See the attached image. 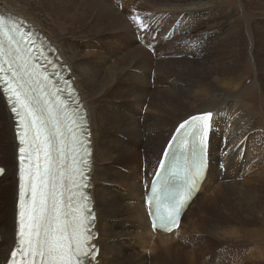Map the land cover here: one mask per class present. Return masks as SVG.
I'll list each match as a JSON object with an SVG mask.
<instances>
[{
	"label": "bare ground",
	"instance_id": "obj_1",
	"mask_svg": "<svg viewBox=\"0 0 264 264\" xmlns=\"http://www.w3.org/2000/svg\"><path fill=\"white\" fill-rule=\"evenodd\" d=\"M136 1L140 3L139 10L142 13L144 10L149 12V17L152 13H162L163 26L154 18L143 20V24L151 27V30L144 28L142 21L136 19L133 14L134 10L131 7V9L126 8L129 3H132V6L135 5ZM222 1L118 0V5L114 6L121 13L112 5V0H0V13H13L35 25L52 41L65 63L68 64L69 68L70 66L72 68H70L71 74L75 77V86L83 100L90 129L92 147L90 193L97 219L95 228L99 232L97 237V243L100 245L97 257L99 264H169V258H174L173 255L178 259L187 260L189 264H196L198 261L197 248L196 251H193L196 253L194 254L191 251L192 248L190 250L183 249L181 243L184 242H177V244L173 242L176 240L174 238L183 231L185 219L191 215L192 208L202 198L210 180H213L212 172L215 171L217 175L215 179H218V176H225L219 171L226 168V162L228 163V161L222 162L221 167H219V161H224L223 159L226 158L221 148L223 144L233 146L232 151H230L231 160L229 162L235 164L236 169L238 149L235 146L239 144L238 140L241 143L244 142L243 136L247 134L248 129L255 128L259 120L252 118L250 113H246L242 109L239 110V106H235V103L226 99V94L222 95L220 92L213 90V86H209L204 90V86L201 88L202 85L198 86V89L196 88L197 76L198 78L204 77V73L214 80L218 78L222 71L227 76L233 77V73L240 67V58L243 59L244 54L239 55L238 53L241 37L239 23L229 18L231 11L225 9L223 11L219 7ZM251 1L241 0V3L249 6L252 10ZM260 1L264 5V0ZM262 8L264 9V6ZM125 15L130 18L131 24L128 23L129 21L127 22L128 19L126 20ZM258 19L257 25L251 26V29L258 30L259 37L254 39L252 36L248 44L252 42L253 51L261 53L263 61L258 62L261 57H253V61L259 68L263 66L262 73L264 74V39H261L264 37V20H262L264 16H260ZM138 25L142 27L138 28ZM81 27H90L88 29L92 31L102 27L98 29L99 32L95 30L101 43L102 40H106L103 36L104 33L116 32L115 34L112 33L114 36L111 42L108 39L109 46H105L104 49L101 48L110 50L116 45L121 46L125 48L123 56L118 57L117 61H111L113 52L107 61L98 56L91 49V42L95 39L92 38L93 34L88 31L89 36L81 35L82 33L77 34L78 29ZM133 31L141 33L147 41L154 45L155 59H152V54L137 43ZM207 36L210 37V44H216L214 48H211L210 54L214 58L209 65L205 64V61H207L205 58L199 62L197 61L198 63L185 59L180 61L169 59L171 56L169 50L171 51V49L178 52L183 49L181 55L187 54V56L194 55L195 52L196 55L207 54L209 47L206 46H212L207 43ZM86 38H89V41ZM82 42H84V46H81ZM256 44H259V46ZM255 46H257L256 49ZM138 59L140 63L137 67H133L135 71L130 68L126 78H119V75L123 74L126 68L131 67ZM148 62H150L149 68H145L144 66ZM158 65L161 66V71ZM153 66L156 67L154 68L156 69L155 76L150 79V73L147 72H151L150 69H153ZM131 79L133 83L139 84L140 89L138 87L135 91L134 87V90L132 88L126 90L118 85V82ZM187 79H189V83L186 82ZM199 81L201 80L199 79ZM151 87L154 90L149 92L148 90ZM109 90L113 96L109 95ZM161 92H167V94H161ZM145 93L150 94L151 99L150 103L147 101V106H143L147 109L144 112L145 116L139 114V122L141 117L144 119L143 123H139L137 117L134 116V108L132 107L143 109L142 105L145 102H143L142 95ZM105 97H108V99H104ZM110 99L111 101L119 100L125 106L117 108L114 104H109L106 101ZM126 106L130 111L125 109ZM5 107L8 110L0 92V116L7 124L10 117ZM181 110H183V114L177 117ZM208 112L213 113L211 122L214 123V127L209 139V169L206 179L200 185L198 194L183 214L177 230L169 234L161 231L153 233L150 230V223L143 205V187L140 183L142 176L141 160L144 159L151 163L154 161L156 164L165 142L175 126L193 114ZM253 119L257 122H253ZM216 121H218L219 128L215 126ZM228 121H230V125L226 127ZM259 124L264 125V121ZM9 132L11 134L10 129ZM120 133H123L122 135H124L127 142L132 143L129 147L116 141L120 140L115 137L116 134L120 136ZM106 134H112L111 140L107 143H100L99 137ZM13 139L15 142L14 130ZM16 146L15 142V151L11 159L9 149L0 146V166L5 168L4 174L0 177V190H2L0 194L4 193L3 197L0 196V199H2L0 201V223L6 228H10L7 231L0 225V264H3L14 244L16 178L11 179L10 174L12 170H16ZM144 146L145 154L140 156L139 150ZM232 146H230V149ZM13 147L11 144L12 150ZM132 154H135L137 160L129 161L127 175L120 173L122 165L118 167V170H113L116 175L113 181L120 183V186L117 184L110 185L108 182L111 181L107 178L108 172L104 171V166L102 168L101 165L115 162L112 157H125ZM250 159L252 161L247 163L252 176L250 186L233 187V184H230L224 188L225 195L232 199L241 196L240 201L236 200L241 208L246 203H249L251 207L253 201L255 206L256 199L254 200L248 192H250L253 185H256L259 180L258 173L263 169L262 167L258 170L259 163L255 156ZM144 163L146 168L144 176L148 178L153 172L155 164L152 167L150 163L148 167L146 161ZM244 169H242L241 174H243ZM131 172H134V177L130 176ZM236 187L240 188L237 194L234 193ZM211 194L212 191L208 193L209 196ZM136 196H139V198ZM213 196L215 197L214 193L211 197ZM122 197H126L127 201H122ZM245 210L243 209L244 212ZM197 224L194 220H187L185 224L186 229H188L186 231L188 237H185L186 242H192L193 238L190 241L189 237L195 236L194 227ZM212 225L210 226L207 222V227L204 229L213 232L215 228L213 230ZM225 244V242L221 244L220 252L215 257L219 259V264L226 263L225 258H227L228 252L226 253ZM207 258L208 256L206 260L203 259L199 264H213L212 255L209 259Z\"/></svg>",
	"mask_w": 264,
	"mask_h": 264
},
{
	"label": "snow or ice",
	"instance_id": "obj_2",
	"mask_svg": "<svg viewBox=\"0 0 264 264\" xmlns=\"http://www.w3.org/2000/svg\"><path fill=\"white\" fill-rule=\"evenodd\" d=\"M0 36L7 42L5 46V40L0 39V89L13 120L19 166L15 248L8 264H93L94 213L86 205L79 209L73 205L74 189L89 186L86 177L91 143L85 118L78 115L70 119L68 101L59 95L63 92L73 96L74 92L67 91L68 81H61L63 88L58 82L51 86L54 91L49 89L50 77L60 73L56 64L35 48L30 35L22 33L14 20L0 16ZM25 42L28 47L22 46ZM49 66L53 73L44 75ZM212 117L213 113L208 112L184 120L163 151L148 200L150 205L156 202L154 215L161 227L173 224L183 199L161 214V170L188 176L191 166L188 178L195 183L192 177L203 164ZM174 147L176 150L171 151ZM4 172L5 168L0 167V174ZM80 199L88 198L81 192Z\"/></svg>",
	"mask_w": 264,
	"mask_h": 264
},
{
	"label": "rangeland",
	"instance_id": "obj_3",
	"mask_svg": "<svg viewBox=\"0 0 264 264\" xmlns=\"http://www.w3.org/2000/svg\"><path fill=\"white\" fill-rule=\"evenodd\" d=\"M113 3L114 2H112V5L114 6L115 3L114 4ZM130 4H131V6H130ZM116 5H118V2L116 3ZM251 5L253 8L252 10L250 9L249 6L243 5L241 3V0H223L221 2V4L219 5V7L221 9H223V11H224V9L227 11L228 10L231 11L229 18L234 19L236 22L239 23V31L241 33L240 44L238 47V53H239V55H241V54H244V55H243V59H242V57L240 58L241 59L240 67L238 68V70H236L233 73V77L227 76V74L224 71H222V68H221L222 72L218 75V78L215 80L212 79V77L206 76L205 73H204V75H205L204 77L198 78V76H197V82H198L196 84L197 89L199 88L198 86H201V85H202L201 88H203V86H204L203 90L205 88H208L209 86L210 87L213 86L214 87L213 90L220 92L222 95L226 94V99L235 103V106H239V110L242 109L246 113H250L252 118H257L259 120H258L257 126L255 124L256 127L250 128V130L248 129V131L246 132L247 134H245L243 136L245 139L243 143H241V141L238 140V143H239L238 146L239 145L244 146L245 147V153H244L243 157L241 158L242 160L241 159L238 160V163L236 164L237 165L236 169H235V164H232L231 162H229L231 160L230 159V157H231L230 151H232L233 146L231 144H227V146H226V144H223V146L221 148H223L222 151L224 153V156H226V158L223 159L224 160L223 162L228 161V163L226 162V171L225 172H223L222 170H219V171H221L223 175L225 174V176H220V177L218 176V179H215V178H217V175L215 174V171L212 172V175L214 176V178H213V180H210V182L206 188L207 190H205V193H204L205 195L204 194L202 195V198L199 199L197 204L194 205V207L192 208L191 215L185 219V222L183 224V228L185 230L183 229V231L179 235L175 236V238H174V240L175 239L176 240L173 242H175L176 244H177V242L178 243L184 242V243H181L183 249L190 250L192 248V250H191L192 253H194L193 251H196V248H197L196 253H198L199 256H198V261L196 262V264H199V262L201 263L203 259L206 260L207 256H208L207 259H209L210 255H212V263L213 264H219V259L215 258V257L218 256V253L220 252V248L222 247L221 244L223 242L226 243L225 244L226 253L228 252L226 255V257L228 259L225 258L226 259L225 264H264V127H263L264 125L259 124L260 122L264 121V119H263L264 118V98H263V96H264L263 95L264 74L262 73L263 66L261 65L262 68H259V66L253 61V57H256V58L261 57V55H260L261 53H255L253 51L254 49L252 47L253 46L252 42H251V44H248L249 39H251L252 36L254 39H258V37H259V31L251 29V26L257 25L256 22L259 19H261V18L258 19V17L264 16V9L262 8L264 5L262 4V2L260 0H252ZM130 7L132 8V10L135 11V12L133 11V13L140 15V11H141V10H139L140 3H138V1H136L135 5H133V6H132V3H129L126 6V8H128V9H131ZM119 12H121V11H119ZM125 18L127 20L126 15H125ZM262 20H264V19H262ZM127 22H128V20H127ZM88 28H90V27H88ZM88 28H85V27L79 28L77 34L82 33L81 35L84 34V36H86V35L89 36L88 32L93 34L92 38H95V39H93L91 42L92 43L91 49H92V51H95L98 56L106 59V61L109 59L112 52H113V56H112L113 59L111 61L119 59L123 56V54L125 52V48H122L121 46H118V45L114 46V44H113L114 47H112V49L103 50L105 48V46H109L108 39L111 42V40H112V38L116 32L104 33L103 36H105L104 38L106 40H102V43H101L100 37L97 35L95 30H97V32H99L98 29L102 28V27H99L96 29L93 28L94 29L93 31L88 29ZM112 33H114V34H112ZM263 35H264V33H263ZM97 38H99V39H97ZM86 39L88 40L89 38H86ZM261 39H264V37H262ZM206 41L209 45H212V46H206L207 48L209 47L208 48L209 51L207 54H204L205 56L204 55H196V52L194 53V55H188V56H187V54L181 55V53L183 52V49H181L180 52H178L177 50L171 49V51L169 50L170 55H171V56L169 55L170 56L169 59L171 61H176V60L180 61L181 59H185L188 61L190 60V61H194V62L195 61L199 62L203 58H205L207 60V61H205V64L209 65L213 61V58H214V57H211L210 51H212L211 48H214V46L216 44L215 43L210 44V37H208V36H207ZM208 44H206V45H208ZM84 45H85L84 42H82L81 46H84ZM256 45L259 46V44H256ZM257 46H255V49L257 48ZM101 47H103V49ZM152 57H153L152 59H155L154 54H152ZM262 61L263 60L261 57L258 62H262ZM139 63H140V60L138 59L135 63H133L131 65V67L126 68V71L123 74H120L119 78H126V75L129 74V69L133 68V67H137ZM149 63L150 62H148L144 67L149 68ZM158 67H159V70L161 71V66L158 65ZM196 67H198V65H196ZM70 68H71V66H70ZM154 68H156V67L153 66V69H150L151 72H147V73H150V79H152L155 76L154 72L156 69H154ZM205 69H206V67H205ZM132 70L135 71V68H133ZM199 79L201 81H199ZM186 82L189 83V79H187ZM118 85L121 87H124L126 90H130V88H132L134 90V87H135V91L139 87L138 86L139 84L138 83L136 84V82L133 83L132 79L129 81L118 82ZM139 89H140V87H139ZM110 90L108 91V93H109V95L113 96V94L110 92ZM153 90H154V88L151 87V89H149L148 91L152 92ZM161 94H167V92H161ZM142 97H143V102H145L142 105V108H143V106H147V104H148L147 101H149V103H150L151 95L148 93H145L144 95H142ZM104 99H108V97H105ZM106 101L109 102V104H114L115 107H117V108H123L125 106V105L121 104L119 100L111 101V99H110V100H106ZM119 105H121V107H119ZM132 108H134V116L137 117L138 122H139V117H138L139 114H141L142 116H145L144 112L146 111L147 108L144 107L143 109H141V108H136L134 106ZM125 109L130 111V109L127 106ZM5 110H6V112L10 118H9V122H7V124H5L4 121L1 119V116H0V146H4V147L9 149V156L11 159V156L13 155V153L15 151V142L13 139V126H12V121H11V115H10V113L6 107H5ZM179 113L180 114L177 117H180V115L183 114V110H181ZM140 120L141 121L139 123H141V122L143 123V121H144L143 117H141ZM253 122H257V121H255L253 119ZM9 123H10V125H9ZM229 125H230V121L226 122V127ZM9 129L11 131V134L9 132ZM250 131L251 132L253 131V133H251ZM122 134L123 133H120L119 134L120 136H118V134H116V136H115V137H117L116 139H120V140H116V139L115 140L119 141V143L122 142L121 144H124L127 147H129L132 143L127 142L124 139V135H122ZM11 135H12V137H11ZM111 136H112V134L101 135L99 137V142L100 143H107L111 140ZM11 138H12V140H11ZM11 144L14 146L13 150L11 148ZM230 146H232L231 149H230ZM144 150H145V146L140 148V150H139L140 156L145 154ZM234 151H237V150H234ZM253 156H255L258 160V163H259L258 164V167H259L258 170L262 169V167H263V169H262L263 171L260 170V173H258L259 180L257 181L256 185H253L251 187L250 192H248L254 198V200L256 199V201H255L256 204L254 206L253 205L254 201H253L251 204V207H250L249 203H246V204H243V207L241 208V207H239L240 204H238L236 201V200L240 201L241 196H236L234 199H232L231 197L225 195L226 192H224V188L228 187L230 184H233V187L234 186H241V185L250 186L252 176L250 174L251 173L250 167H248L247 163L249 161H252L250 158ZM112 158L114 159L115 162H110L106 165H101V167L103 168V166H104L103 170L108 172L107 178H109V181H111L108 183L110 185L117 184L118 186H120V183H116V181H113V178H115V176H116L113 173V170L114 169L118 170V167L122 165L123 167L121 168L120 173L123 175H127L128 172H126V171H127V166L130 164L129 161H136L137 159L135 157V154L126 155L125 157H112ZM144 161H146V163L148 164V167H149L151 162L143 159V160H141V164L145 165ZM154 164H155V162L152 161L151 166L153 167ZM221 164H222V162H221ZM243 164H244V167L242 168ZM227 165H229L230 167H228ZM239 165H240V167H239ZM217 166H218V164H217ZM242 169H244L243 174H241ZM233 170H235V171H233ZM14 172H15L14 170L11 171V174H10L11 179L14 177ZM144 173H145V171H143V174ZM249 175H250V177H249ZM130 176L134 177L135 176L134 172H131ZM104 181L107 182L106 180H104ZM219 182H221L222 184ZM239 189H240L239 187H236L235 188L236 191H234V193L237 194ZM209 190L212 191L211 195H213V193H214L215 197L214 196L211 197V195L210 196L208 195V193L210 192ZM1 191L2 190H0V192ZM219 192H221V193H219ZM0 196L3 197L4 193H1ZM136 197L139 198V196H136ZM125 198L122 197L121 198V199H123L122 201H127V199H125ZM224 198H225V200H224ZM121 199H120V201H121ZM1 200L2 199H0V201ZM243 209L244 210L246 209L245 212L243 211ZM202 217H204V218H202ZM200 218H202V219H200ZM188 219H189V221L194 220L196 224L198 223L197 226L194 227L195 236L189 237L190 241L193 238L191 243L186 242V239H185V237H188V234L186 235V233H187L186 231L188 229H186V227H185V224H186ZM207 222L209 223L210 226L213 224L212 225L213 230L215 228V230L213 232H215V233L204 229L207 227ZM0 225H2V224L0 223ZM4 228L7 231L10 229V228H6V227H4ZM1 231L4 232L3 229H1ZM223 232H225V233H223ZM190 234H192V233L190 232ZM224 235H225V237H224ZM196 253H194V254H196ZM173 257L174 258H172V259L169 258V262H170L169 264H187L188 263L187 260L178 259L174 255H173Z\"/></svg>",
	"mask_w": 264,
	"mask_h": 264
}]
</instances>
